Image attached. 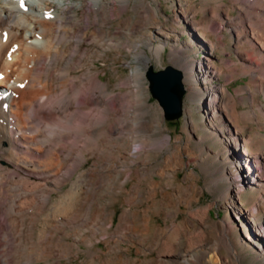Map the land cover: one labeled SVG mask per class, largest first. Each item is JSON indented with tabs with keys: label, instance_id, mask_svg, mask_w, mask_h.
Wrapping results in <instances>:
<instances>
[{
	"label": "bare ground",
	"instance_id": "bare-ground-1",
	"mask_svg": "<svg viewBox=\"0 0 264 264\" xmlns=\"http://www.w3.org/2000/svg\"><path fill=\"white\" fill-rule=\"evenodd\" d=\"M85 1L88 9L71 0H25V10L19 0H0V264H71L79 251L87 254L90 264H135L126 255L121 262L107 253L101 259L102 249H96L105 243L109 252H120L126 234L157 250V257L146 264H204L210 257L236 264L241 257L238 247L250 245L257 250L252 252L256 259L264 258V105L258 97L264 95V0H231L246 4L234 18L230 12L237 6L228 0H203V18L198 21L193 18L200 12L179 2L181 24L199 31L201 38V29L217 35V42L208 46L211 54L231 56L224 42L231 32L238 61L226 58L217 64L209 56L198 63L181 60L179 43L171 52L184 71L186 89L196 93L205 109L208 123L206 129L199 125L204 132L196 147L205 156L202 168L208 172L217 161L218 154L205 144L217 140L231 155L232 186L226 196L232 194L242 204L243 192L253 195L252 208L245 212L236 213L235 204H228L232 217L250 229L238 240L233 238L234 219L217 223L210 218L213 204L186 212L179 220L185 210L176 199L188 201L200 188L194 172L186 176L190 183L184 186L174 184L170 170L195 161L194 145L188 138L173 147L171 136L163 132L161 114L154 120L145 117L148 91L139 84L143 74L137 75L133 66L134 73L118 84L126 91L117 92L100 73L99 62L113 54L116 64L120 47L136 51L146 70L152 59L139 51L145 46L152 56L161 57L167 45L163 36L168 35L164 24L154 22L155 34L144 35V43L120 45L121 36L129 41L133 33L132 18L125 19L127 33L114 28L125 17L129 0ZM225 74L222 85L197 87ZM238 77H247L248 85L233 93L228 85ZM246 105L251 109L241 111ZM185 117L196 134L191 107L185 108ZM219 122L221 126H215ZM252 123L260 132L244 136V130H254L248 127ZM163 152V166L154 170L152 163ZM89 159L93 164L86 167ZM159 193L170 196V205L176 207L171 224L154 229L152 215L161 210L167 221L169 205L159 200L142 210L141 203L158 200ZM122 196L133 208L124 210L115 227V210L106 209Z\"/></svg>",
	"mask_w": 264,
	"mask_h": 264
},
{
	"label": "rangeland",
	"instance_id": "rangeland-1",
	"mask_svg": "<svg viewBox=\"0 0 264 264\" xmlns=\"http://www.w3.org/2000/svg\"><path fill=\"white\" fill-rule=\"evenodd\" d=\"M110 1V0H107ZM113 1V0H111ZM182 4L183 8L189 9L192 11H198L200 14H197L193 18V20H200L203 18L202 8H203V0H129V8L127 12L125 13L124 18H120L117 22L114 24V28H119L120 32L127 33L126 27L128 22H126V18H132L133 23V33L132 36L129 38V41H126V39L121 36L120 39V45H127L136 46L137 44H140L141 42L144 43V35L147 34H155V29L153 26L154 22H161L164 24L165 27V33L168 35L163 36L166 40L165 43L167 45L164 48V51H162L161 57L156 58L152 56L148 49L145 46L141 47V51L144 50L147 52L148 56L151 60V65L146 67L144 70L142 64L140 61L137 60L138 53L136 51H130V49H125L123 47H120V55L117 57L118 61L116 64L112 63L113 54L110 55V58L107 57L106 60L99 62V68L100 73L104 79V81L111 87H113L117 92L122 90H127L126 88H120L118 86L119 83L125 82L128 79V76L134 73L143 74L142 79L139 80V84L143 85L145 89H147V94L145 97H148V106L146 107L145 111V117L149 120H154L158 118V116L161 114L160 119L162 121L163 125V132L165 134H168L171 136L172 142L171 145L173 147H179L185 144V142L188 141V138L191 141V144L194 145L195 149H193L195 153V158L192 163H190L188 166L182 167V168H176L175 170H170V174L174 175V184H183L184 186H187L190 182L186 181V176L190 174L191 172H194L196 174L197 184L200 190H193L191 192V196L188 198V201H185L181 198H177L176 202L180 204V207L185 210L184 212L179 213V220H183L186 217V214L194 211L199 210L202 207L205 208L207 206L212 207L209 209V216L210 218L217 222L222 223L224 219L232 218L233 217V209L228 211V204H235L236 213L245 212L248 209L252 208L251 206V197L253 196L250 190H246L241 195L242 197V204H239V200H237V197L234 195L226 196V194L229 192L230 187L232 186V182L229 177V169L231 168L230 163V154L223 149L222 143L217 142V140L206 142L205 144L212 148V150L218 154V159L216 162H213L210 165V169L208 172L202 168L205 163V156L201 154L197 150V146L199 144L198 137L199 135H202L204 132V129H206V124L208 123L207 117L205 115V109L202 105V101L198 100V97H196V93L188 91L186 89V86L184 84L185 76L183 75V85L185 87V96L183 97V107H184V113L182 112V115L174 120H167L164 116V110L161 107L159 101L154 98L152 92H151V86L150 81L148 79V73L152 70V72H158L166 67L170 66L172 68H175L179 70L180 72H184L181 68V64L176 63L171 58V52H172V45L179 43L178 47L183 51L182 57H180L181 60L185 61H192V63H198L205 56H209L215 63L220 64L221 59L226 58H233L238 61V58L236 56V52L234 49L235 46V38L231 32L226 33V38L224 39V42L228 44V52H231V56H228L227 54H223L219 52V54H211V52L208 49L209 43L217 42V35L215 36L214 33L210 31H206L204 29H201V32L204 37L199 36V31L191 30L188 28V24L183 21L181 24L179 20L177 19V15L181 16L180 13L176 12L178 10V7L180 6V2ZM230 2V5H234V3L231 2V0H228ZM179 3V4H178ZM70 4L72 5H83L84 8L88 9V3L85 0H71ZM234 6H237V9H232L231 18H234L239 15L240 10L243 9V6L246 7V4H235ZM241 6V7H240ZM158 8V9H157ZM190 12L189 16H192V13ZM148 14V15H147ZM234 16V17H233ZM84 14L81 13V18H84ZM182 18V16H181ZM192 18V17H191ZM81 25L84 23L81 22ZM115 28V29H116ZM205 38V39H204ZM185 46H188V48H185ZM205 49V50H204ZM131 66L134 67V70L131 68ZM226 74L221 76L219 79L214 80L213 82L206 81L205 84H199L197 83V87H209L214 85H222L226 83ZM247 77H238L230 83L228 86L233 93L237 89H243L247 87ZM193 83V82H192ZM259 97V103L262 102V105H264V95L258 94ZM144 106V105H143ZM141 106V108L143 107ZM191 107L193 109V117H194V123L198 126L197 133H193L192 130L186 125V117H185V108ZM250 105L242 106L241 111L250 110ZM160 113V114H159ZM243 126H245V123L242 122ZM201 125L204 129H200ZM215 126H221V123H215ZM248 127L253 128L254 130H244L243 134L246 137L254 136V132L259 131L258 124L252 123ZM188 130V131H187ZM262 135H264V132H261ZM179 138V140L177 139ZM211 142V143H210ZM264 150V146L262 147ZM263 150L257 151L261 152ZM221 152V154H219ZM256 152V151H255ZM167 153L159 154L158 157L153 161L152 166L154 170H158L162 168L163 166V156H166ZM204 155H212L213 157H216L215 154H210L206 152ZM211 156V157H212ZM93 164V159H89V162H87L86 167H91ZM221 170V171H219ZM215 173V175H212V173ZM218 171V172H217ZM210 174V175H209ZM212 175V176H211ZM166 181V180H164ZM129 185V183L127 184ZM132 183L129 185L131 187ZM67 186H65L63 189H66ZM171 191H174L175 188H171ZM106 200L109 198H105ZM159 200L162 203H165L169 205L166 209L171 210L172 213L168 216V220L166 221L164 213L160 210L159 214L155 213L152 215V221L151 225L155 227L154 229L158 228H165L167 224H171V221L173 219V216L175 214L173 207L171 206V202L173 201L170 196L165 197L163 193L158 194V200H151L150 198L143 199L141 203L142 210L148 209L150 206H154L155 203L159 202ZM105 202V201H102ZM133 208V206H129L127 204V199L125 196H122L119 200V202L114 206H107V211L115 210L114 212V226L116 227L119 223L120 216L124 212V210ZM160 208H163L160 206ZM187 212V213H186ZM233 216V217H232ZM1 217V215H0ZM1 219V218H0ZM264 220V219H263ZM141 221V220H140ZM236 225V232L233 234V238L238 240L241 239L244 235V233H250V229L248 227H245L244 224H240V220H235ZM264 223V221H263ZM244 232V233H243ZM129 237V238H128ZM126 238V239H125ZM69 241L72 242V239L69 238ZM185 244V240H183ZM149 242L140 243L138 240H136L134 237L129 236V234H126L124 236V242L121 243V247L124 250H121L120 252H109L107 250V246L105 243L97 244L96 249L99 248L102 249L100 253V258L105 259L106 253L107 256L114 257V259H118L119 262H121L124 259V256L130 257L133 261H135V264H146V260L153 259L157 257V250L151 248L148 246L150 245ZM143 247H142V246ZM82 249H84L83 246H81ZM142 249V250H140ZM182 248H180L181 250ZM240 250L241 257L239 260V263L234 262L236 264H264V258L256 259L254 257V254L252 252H255L256 248L254 245H250L248 248L247 246L244 248L238 247ZM251 249V250H250ZM75 251V252H74ZM257 251V250H256ZM76 250H73L72 253H76ZM145 252V253H144ZM147 252V253H146ZM112 253V254H110ZM80 254V255H79ZM117 254V255H116ZM182 255H185V252L181 253ZM223 254L226 256V251H223ZM258 254V253H257ZM79 257H71V264H90V259L88 258L87 254L84 252L79 251L78 252ZM105 255V256H104ZM149 255V256H148ZM116 256V257H115ZM212 256V254H211ZM218 260V264H226V262L221 260V258H207L204 261V264H214L213 260ZM227 259L230 260L229 257ZM236 259V258H235ZM87 262V263H86ZM119 264V263H118ZM189 264V263H186ZM191 264V263H190Z\"/></svg>",
	"mask_w": 264,
	"mask_h": 264
},
{
	"label": "water",
	"instance_id": "water-1",
	"mask_svg": "<svg viewBox=\"0 0 264 264\" xmlns=\"http://www.w3.org/2000/svg\"><path fill=\"white\" fill-rule=\"evenodd\" d=\"M149 81L154 98L158 99L163 106L165 118L174 120L182 115L183 86L182 73L170 66L165 69L149 72Z\"/></svg>",
	"mask_w": 264,
	"mask_h": 264
},
{
	"label": "snow or ice",
	"instance_id": "snow-or-ice-1",
	"mask_svg": "<svg viewBox=\"0 0 264 264\" xmlns=\"http://www.w3.org/2000/svg\"><path fill=\"white\" fill-rule=\"evenodd\" d=\"M19 5L21 8H24L25 10H27L26 6H25V0H19ZM2 78V77H0Z\"/></svg>",
	"mask_w": 264,
	"mask_h": 264
},
{
	"label": "clouds",
	"instance_id": "clouds-1",
	"mask_svg": "<svg viewBox=\"0 0 264 264\" xmlns=\"http://www.w3.org/2000/svg\"><path fill=\"white\" fill-rule=\"evenodd\" d=\"M138 147V146H137ZM134 150H136V149H134Z\"/></svg>",
	"mask_w": 264,
	"mask_h": 264
}]
</instances>
